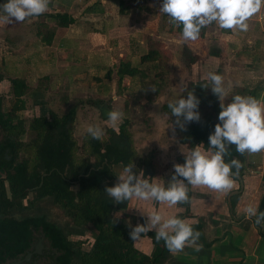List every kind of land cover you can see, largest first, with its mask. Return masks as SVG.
Instances as JSON below:
<instances>
[{"label":"rangeland","instance_id":"obj_1","mask_svg":"<svg viewBox=\"0 0 264 264\" xmlns=\"http://www.w3.org/2000/svg\"><path fill=\"white\" fill-rule=\"evenodd\" d=\"M80 4L83 5V2H78L73 6L75 12L80 11L76 6ZM56 9L58 8L48 6L42 14L27 17L23 21L11 20L9 22L0 19V75L3 77L0 81V95L2 96L3 109L6 110L10 107L13 86L24 85L26 87L23 95L26 108L13 112L11 120L12 123H18L21 120L22 127H24V132L20 136L21 140L18 141L17 145V161L25 162L34 155L33 148L30 150L29 147L36 143L34 142V134L38 125H47L43 129V135L49 134L51 137L56 138V135L62 133L71 136L77 146L76 152L78 154L82 153L85 157L86 154L84 155L83 150H80L81 145L86 138L89 140L92 138L83 132V126L89 123H100L105 128V133L100 139H94L95 145L101 143L103 146L108 141L121 144L130 154L134 172L139 171L141 167L146 172H151V162L156 161L157 167L161 168L165 165L166 160H175L178 155L185 157L188 151L183 144L178 142L176 132L173 131L175 124L172 118L162 109L163 104L179 95H186V92L191 90L200 99L198 109L200 116L206 113H213L217 116L220 105L230 102L226 101V98L218 99L210 88L202 87L201 83H198L207 81L208 72H216L222 76L224 69H228L226 67L227 58H225L227 47L217 41L212 24L207 25V32L197 38V40L202 39L204 43L202 40V43L198 41V47L196 48L200 50H196L198 53L205 52L206 54L210 50L208 55L203 58V65H201L204 67L206 63L210 71L202 72V70L197 74L195 71L192 73L191 65L198 59L199 55L191 51L190 45L188 46L182 40L179 44L181 55L179 59L177 55L174 62L171 63L173 57L168 53L170 46H167L170 40L162 41L155 38L158 41L157 46L161 47V53L166 52L168 55H154L149 56V58H139L133 62L127 61L137 64L139 68L146 71L147 76L144 79L140 76H124L122 80L123 88L120 92H117L114 71L119 61L125 60H119L117 56H106L105 61L107 62L99 63L95 57L93 59L91 56L88 59L86 55H83L82 49L76 50V46L64 51L60 49L57 51L56 49L54 52H47L43 49L42 45L46 44L35 35L37 24L42 25L43 28L54 30L53 38L55 35L70 30L68 27H73L70 24L74 21L70 23L59 22L47 16L46 13L60 12ZM153 10L156 14V4ZM155 14L153 16L157 22ZM257 19L264 27V4L259 10ZM83 26L80 25V27ZM75 33L77 34V31ZM153 41L154 39L148 37L147 42H144L146 43L145 48H150ZM205 43H207V46ZM83 47H85L83 48L85 50L84 54L88 53L87 55H89L90 51L85 43ZM184 47H187L190 51L185 50ZM212 52L216 56H211L212 58L208 59ZM192 54L195 55V60L191 62L190 57ZM51 55L54 56L55 66L51 67L50 65L49 67V65H46L49 67L47 68L45 66L47 58L45 57L48 56L49 58ZM158 58L167 59V61L165 64H161L157 61ZM261 58L264 60V54ZM80 60V64H73V62H79ZM84 60L89 65H86ZM205 60L207 62L204 63ZM94 62L104 66H101V69L99 66L94 65ZM88 69H91V72ZM263 73V70L258 67L254 75L258 84L263 78L261 77ZM181 81L184 83V92L180 91L179 84ZM150 84L159 85V87L156 91H152L149 88ZM223 84L225 88L224 78ZM254 84H248L251 87L250 89L254 88ZM240 85L245 86L244 83ZM239 89L243 88L234 87L231 91L238 94ZM109 110H119L124 113L123 119L118 125V130L113 129L107 121ZM65 115H69V118H67L64 128L54 129L50 125L57 123L52 119V116L58 117L59 120ZM46 120H50L49 124ZM18 132L14 128L10 129V134H13L14 137ZM85 148L87 149V147ZM163 148L173 151L164 152L162 151ZM177 163H179L178 160ZM113 171H116L115 168H113ZM113 181L118 182L116 175H114ZM33 195V192H30L28 196L32 198ZM36 206L46 212L51 220L59 224L64 225L69 221L62 209L53 204L48 198L37 201ZM130 222L133 223L131 220ZM91 229L90 225L84 227L85 232L83 235L72 234L69 235V238L83 240V247L88 248L92 241Z\"/></svg>","mask_w":264,"mask_h":264},{"label":"crops","instance_id":"obj_2","mask_svg":"<svg viewBox=\"0 0 264 264\" xmlns=\"http://www.w3.org/2000/svg\"><path fill=\"white\" fill-rule=\"evenodd\" d=\"M78 2H83V5H76L80 11L75 12L73 6ZM160 2L161 0H49V7H56L58 8L56 10L66 12L74 18V22L70 24L73 27H68L70 30L55 35L50 45H42L43 49L54 52L56 49L64 51L76 46V50L82 49L83 55H86L88 59L91 56L93 59L95 57L99 63L107 62L106 56H117L119 60L133 62L145 55L159 56L169 53L173 57L172 63L177 55L178 59L181 55L179 44L182 40L188 46L190 45L191 51L199 55L191 65L192 73L195 71L197 74L202 70V72L210 71L205 63L207 60L204 61V67L201 66L203 58L210 50L205 54V52L198 53L197 51L200 50L196 49L198 41L202 43L203 40L200 38L197 41L184 40L181 34L174 30V25L170 23L167 15L159 12ZM155 4L156 14L153 10ZM258 14L259 11L246 20L248 28L243 31L237 28L221 29L214 22L212 23L217 41L227 47L225 58H227L228 69H224L222 74L226 91V95L222 98H226V101H230L235 94L231 91L232 88L239 87L243 89H239L238 94L252 96L264 104V73L261 75L263 78L259 84L254 76L258 67L264 72V60L261 58L264 54V27L257 19ZM80 25L84 26L80 27ZM148 37L154 41L150 48H145L144 42H147ZM155 38L162 41L170 40L167 44L168 47L170 46L168 53H161V47L157 46L158 41ZM84 43L90 51L89 55L84 54ZM205 44L207 46V43ZM211 56L216 55L212 52L208 59L212 58ZM45 58H47L45 66H55L53 55ZM80 62L81 60L75 61L73 64H80ZM85 64L89 65L87 62ZM94 65L99 68L104 66L95 62ZM88 71L91 72V69ZM241 83L245 86L242 87ZM249 83L252 85L255 83L253 89H250ZM162 151L172 152L173 150L168 151L163 148ZM177 157L175 160L165 161V165L159 168L162 172L160 175L155 172H146L142 167L135 173L142 172L150 181L165 186L163 177L174 170L173 166L177 163ZM246 158L241 186L240 181L235 177H232L233 187L228 191L211 189L205 185H188L185 182L188 189L186 201L168 205L166 202L143 201L133 197L126 201L123 208L115 209L113 215L131 220L136 225L140 220L142 224L147 222L148 212L159 210L165 217L170 215L182 217L189 224L202 222L204 240L185 244L182 250L171 252L169 258L162 264H264V221L257 224L255 216H248L245 212L247 205L256 206L258 211L260 200L264 195L262 179L264 150L255 153L246 151ZM248 163L252 166H248ZM114 165L116 175L123 165L119 163ZM150 230L156 231L155 227ZM139 236L133 239L134 247L139 252L149 255L153 248L151 238L144 233H140Z\"/></svg>","mask_w":264,"mask_h":264},{"label":"trees","instance_id":"obj_3","mask_svg":"<svg viewBox=\"0 0 264 264\" xmlns=\"http://www.w3.org/2000/svg\"><path fill=\"white\" fill-rule=\"evenodd\" d=\"M46 14L59 22H73V18L65 12ZM175 30L180 33L179 27L175 26ZM206 32L207 26L201 29L200 36ZM35 35L45 44L50 45L54 30L37 24ZM147 44L149 45L150 42ZM184 49L190 51L187 47ZM143 58H149V56L145 55ZM194 60L195 55L192 54L190 61ZM157 61L165 64L167 59L158 58ZM114 73L117 92L123 88L124 76H140L143 79L147 76L146 71L139 68L137 64L125 61H119ZM2 79L0 75V81ZM198 83L203 84L205 81ZM156 87L158 88L159 85ZM25 91L24 85L13 86L11 104L6 110L3 109L0 95V128L6 130V145L10 147L13 155L16 154L18 147L10 137V129L14 128L22 134L24 127L21 120L18 123H12V113L26 108L23 98ZM162 109L175 124L176 118L170 114L167 103L163 104ZM67 118L69 115L62 116L59 120L58 117L52 116L57 123L50 125L54 129L64 128ZM46 122L49 124L50 120ZM217 122V116L206 113L200 116L199 121L188 122L184 129L175 126L178 142L188 150L195 144H202L204 148H208V135ZM45 127L47 125H38L36 128L34 134L36 143L29 147L30 150L31 148L34 150L30 160L25 162L16 160L13 167L11 163L0 161V171L4 172V176H0V262L15 257L27 248L32 237V230L37 227L42 228L51 240L52 246L60 251L57 258L58 264H162L165 262L171 252L162 239L155 238V231L149 230L144 233L151 238L153 244L149 255L139 252L134 247L133 238L129 234L135 225L125 218L113 215L115 209L126 205V201L116 203L104 192L106 186L117 183L113 181L115 175L113 165L131 163L130 154L125 147L110 141L103 146L101 143L95 145L94 139L86 138L80 148L84 155L86 154L84 157L82 153L76 152L77 146L71 136L62 133L56 135V138L49 134L43 135ZM177 158L179 163L184 162V156L178 155ZM224 159L226 162L232 159L238 160L240 168L236 169L233 166L230 171L242 176L247 161L246 151L240 153L235 150L234 144L227 145V154ZM150 166L152 173L162 174L156 161L151 162ZM248 166L252 164L248 163ZM163 179L167 186L170 182V174L165 175ZM262 179L264 180V168ZM4 180L7 182L9 193L3 188ZM30 192L34 194L32 198L28 196ZM43 198H48L60 207L69 221L62 225L48 219V215L36 206V202ZM261 211H264V195L260 200L257 213ZM261 221H264V218ZM139 224H142V220ZM89 225L92 227V241L88 248L83 247V240L68 238L72 234L83 235L84 227ZM190 225L200 233L194 242L204 240L203 223L197 221Z\"/></svg>","mask_w":264,"mask_h":264},{"label":"clouds","instance_id":"obj_4","mask_svg":"<svg viewBox=\"0 0 264 264\" xmlns=\"http://www.w3.org/2000/svg\"><path fill=\"white\" fill-rule=\"evenodd\" d=\"M49 0H2L0 2V19L5 21H23L27 17L38 16L48 8ZM264 0H161L159 12L169 18L170 23L180 28L184 40L195 41L200 36L201 29L213 22L221 29L247 30L246 20L257 13ZM180 91L184 92V83L180 82ZM202 87L211 89L219 99L226 95L221 74L207 73V81ZM156 91L155 84L149 85ZM200 99L193 91L169 99L167 108L174 116L175 126L184 129L188 122L199 121ZM124 113L119 110H109L107 121L113 129L118 130ZM217 123L208 135V148L195 144L184 157L183 163L173 166L171 181L167 186L150 181L143 173L133 172V163L123 165L116 173L118 182L106 186L104 192L114 202L131 200L166 202L175 205L188 199V185H205L211 189L228 191L233 187V175L230 169L240 168V162L232 159L226 162L227 145L234 144L235 150L255 153L264 150V104L252 96L235 94L230 102L220 105L217 113ZM175 131V129H173ZM83 132L92 139H100L105 128L100 123H89L83 126ZM213 148L215 149L213 151ZM245 212L255 216L259 224L264 218V211L257 213V207L247 205ZM145 224H136L130 232L134 240L140 233H146L155 227V238L163 240L170 252L182 250L185 244H192L200 233L184 219L170 215L165 217L159 210L147 213Z\"/></svg>","mask_w":264,"mask_h":264},{"label":"flooded vegetation","instance_id":"obj_5","mask_svg":"<svg viewBox=\"0 0 264 264\" xmlns=\"http://www.w3.org/2000/svg\"><path fill=\"white\" fill-rule=\"evenodd\" d=\"M5 131H6L5 129L0 128V161H3L4 163H11L13 167L15 166L18 152H16V154L13 155L10 147L6 145L7 140L5 136ZM21 135L22 134L18 132L16 133L15 137L12 134L10 136L15 141L16 146L18 145V141L21 140L20 139ZM19 161L21 160H18V162ZM0 176L1 177L4 176L3 171H0ZM3 188L8 192V186L5 180L3 181ZM48 219L50 218L48 217ZM40 239L41 242L39 241ZM38 242H40L39 245H37ZM27 253H29V255H27ZM59 254L60 251L56 247L52 246L51 240L48 238V236L45 235L42 228L37 227V229L32 230V237L28 247L25 248L22 252L18 253L15 257L7 258L4 261L0 262V264H13L14 261H18V260L20 262L18 261L17 264H58L57 258Z\"/></svg>","mask_w":264,"mask_h":264},{"label":"water","instance_id":"obj_6","mask_svg":"<svg viewBox=\"0 0 264 264\" xmlns=\"http://www.w3.org/2000/svg\"><path fill=\"white\" fill-rule=\"evenodd\" d=\"M173 171H174V170H173ZM173 171L170 173V181H171V177H172ZM230 173H235V174L233 175V177H236V178L238 179V181H240V186H241V184H242L241 176H240L237 172H234V171H230ZM39 241L41 242V239H40ZM40 242H38L37 245H39ZM37 247H39V246H37ZM27 255H29V253H27ZM18 261H19V260H18ZM18 261H14L13 264H17ZM19 262H20V261H19Z\"/></svg>","mask_w":264,"mask_h":264}]
</instances>
